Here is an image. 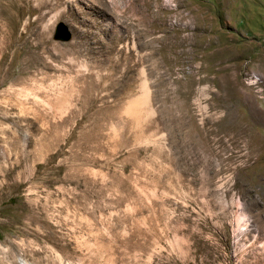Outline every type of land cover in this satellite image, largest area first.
<instances>
[{"label":"rangeland","instance_id":"rangeland-1","mask_svg":"<svg viewBox=\"0 0 264 264\" xmlns=\"http://www.w3.org/2000/svg\"><path fill=\"white\" fill-rule=\"evenodd\" d=\"M0 51V92L31 80L40 95L59 80L82 89L78 111L48 129L0 104V167L5 146L17 165L0 180V264L8 246L18 264H264V0H0ZM141 67L145 127L162 146L121 125ZM56 149L55 168L28 175ZM99 229L111 249L75 248L73 235L92 242Z\"/></svg>","mask_w":264,"mask_h":264},{"label":"bare ground","instance_id":"bare-ground-1","mask_svg":"<svg viewBox=\"0 0 264 264\" xmlns=\"http://www.w3.org/2000/svg\"><path fill=\"white\" fill-rule=\"evenodd\" d=\"M184 28L187 29V27H185L184 25H183V27L180 25L174 26V29L176 30V32L180 31L182 29L184 30ZM181 38L182 37H180V40H181ZM184 40L186 42V45H188V47H189V45H191V47H192V49L189 50V52L190 51L192 52L191 61H194L197 57V54L194 52V50H195L194 49V43H195L194 35L193 34H188L187 36L185 35ZM9 43L11 44V42H9ZM178 43H179V41H178ZM180 43H182V42H180ZM126 44H127V42H125V45ZM177 46H178V44H177ZM183 46H184V44H183ZM195 47H197V46H195ZM30 52H28V54ZM178 52H179V50H178ZM185 52L186 53L188 52V48H187V51H185ZM25 53H27V52H25ZM183 54H185V53H183ZM186 56H188V53ZM1 60H2V58H1V51H0V65H1ZM69 60H72V59H69ZM90 70L91 69H90L89 63L84 59V60H80V61L76 62V68L72 72H74L76 77L78 76V77H80V79H83L84 77H86L88 75L89 72H91ZM137 72H138L137 75H138V80H139L138 94L134 99H131L130 101H128L127 105L123 109H121L122 112L120 114H121L122 118L124 119V122H123V124L121 123V125H123V126L129 125V128L132 131H134L135 141H137V142H151V143H157V144L161 145L159 138H153L154 135L152 136L151 134H149L150 132L148 133L147 132L148 130L145 127V123L149 122L148 120L153 116L154 109L152 108V104H151V100H150V93L148 91V87H147V83H146L145 71L141 67ZM91 74H92V72H91ZM61 81L60 80L56 81V82L53 81V83H50L49 85H47L49 92L45 91L44 95L38 94V92L35 90L36 85H35V82L33 83V80H31L29 83H27V82L23 83L20 85V87H16V88H14L11 84L5 90L0 92V104L3 103L5 105L9 104V105L13 106L16 109V114L18 116H21L22 118H25V116H28V115H32L33 118L36 120V122L39 124V126L42 129H48L50 127V125H57V124L64 123L66 119L71 118L75 114V112L78 111V109H79L78 100L80 99L82 89H81L80 84L78 85V84L71 83L69 85H65V83L61 82ZM1 82H2V80H1ZM39 88H41V87H39ZM30 95H32L34 97V99H36V100L30 102L28 100V97ZM124 129H126V128H124ZM127 129H128V127H127ZM111 132H112L113 136L118 135L115 128H113ZM119 135H120V132H119ZM162 139H163V137H162ZM60 152L61 151L59 149L58 150L56 149V150L48 153L46 158H41L40 160L34 162L29 167L28 175H30L32 178H35V177L39 176V173H41L43 169L52 168V167L55 168V166H52L50 163L60 154ZM11 153H12V151L10 150V148L5 146L3 156L7 159L5 160V164L1 165V167H0L1 185L2 184H9L8 183L9 180L11 178H13V176H14L13 173H14L17 165H14L13 163H8L9 162L8 160L10 159ZM56 167H58L59 170L62 169L61 164L56 165ZM20 173H22V172L21 171L18 172V178L20 177ZM98 173H99V171L94 170L92 168H86L85 169V174L87 176H89L91 179H96V177L98 176ZM54 178H55L54 179L55 181H58L60 179L59 177H56V176ZM6 186H8V185H6ZM136 190H137V193H138V196L140 197V199L143 202H146L148 205L147 200L151 197V196H149L150 194L144 195L141 190H139L137 188H136ZM217 202L221 205V208H225L227 205V202L223 198L222 194H221V196L218 197ZM16 217L18 218V215ZM16 221H18V220H16ZM133 221H134V226H136L137 228L143 229L142 227L145 223L142 219L133 220ZM13 223H14V221H13ZM10 224H12V221L10 222ZM145 229H147V228H145ZM128 230H129V228H128ZM123 232L124 233L127 232V229L125 228L123 230ZM134 232H136V231H134ZM141 232H143V231L141 230ZM102 236H103V231H101V229H99L93 233V241L92 242L89 241L90 239L82 238L79 235H73V241H74L75 248L81 249V250L84 249V250H86L85 251L86 253L89 252L88 254H90V252H91L92 255L99 253L100 250H103V249H107V250L111 249L112 245H114V244H112L113 240L107 236V242H104V238ZM104 236H105V234H104ZM171 246H173V247H171ZM171 246H170V250L172 252H175V251L177 252V250H179L178 252L181 251V249L178 245H171ZM2 249L4 251L5 260L8 262V264H18L15 261H12V259H10V257H14L13 253H15V252L12 251L13 248L11 249V247L8 246V247H2ZM187 252L188 251H186V250H182L180 253H182L185 256L187 254ZM86 253H84V255ZM62 258L60 255H56V259L61 260ZM109 260H110V262H113L111 257ZM22 261L24 264H30L27 259H23Z\"/></svg>","mask_w":264,"mask_h":264},{"label":"water","instance_id":"water-1","mask_svg":"<svg viewBox=\"0 0 264 264\" xmlns=\"http://www.w3.org/2000/svg\"><path fill=\"white\" fill-rule=\"evenodd\" d=\"M59 30H61L62 31V35L63 36H61V38L62 39H68L69 38V36H70V33H69V31L67 30V27L62 23V22H60L59 23Z\"/></svg>","mask_w":264,"mask_h":264}]
</instances>
